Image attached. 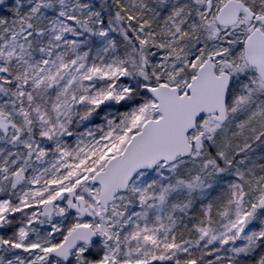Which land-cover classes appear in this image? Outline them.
<instances>
[{"label": "snow or ice", "instance_id": "1", "mask_svg": "<svg viewBox=\"0 0 264 264\" xmlns=\"http://www.w3.org/2000/svg\"><path fill=\"white\" fill-rule=\"evenodd\" d=\"M0 264H264V0H0Z\"/></svg>", "mask_w": 264, "mask_h": 264}]
</instances>
